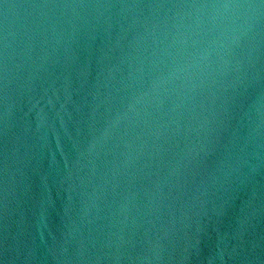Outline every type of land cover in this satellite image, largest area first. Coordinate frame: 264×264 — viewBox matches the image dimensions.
Returning a JSON list of instances; mask_svg holds the SVG:
<instances>
[{
	"label": "water",
	"instance_id": "obj_1",
	"mask_svg": "<svg viewBox=\"0 0 264 264\" xmlns=\"http://www.w3.org/2000/svg\"><path fill=\"white\" fill-rule=\"evenodd\" d=\"M0 264H264V0H0Z\"/></svg>",
	"mask_w": 264,
	"mask_h": 264
}]
</instances>
